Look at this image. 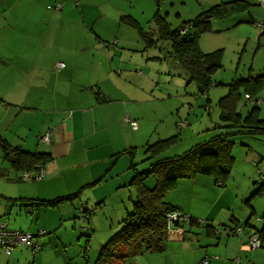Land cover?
Wrapping results in <instances>:
<instances>
[{"label": "rangeland", "instance_id": "374dc122", "mask_svg": "<svg viewBox=\"0 0 264 264\" xmlns=\"http://www.w3.org/2000/svg\"><path fill=\"white\" fill-rule=\"evenodd\" d=\"M130 1L131 3L121 10L124 12L119 16L132 17L136 20L137 25L125 22L126 19L121 20V29H115V34H113L115 39L119 34L124 47L131 50L126 52L127 56L132 54L133 62L140 63L139 66L135 67L136 70L145 75L149 73L148 67H151L156 75L155 81L157 83L149 90L147 79L142 76L135 79V82L140 85L137 91L141 94V100L138 104H131V106L135 107L139 113L141 112V117L138 114L135 116L138 124L136 130L141 132L138 133L137 141L134 142L136 146L133 158L137 164L136 169L141 171L148 167V163L145 164L142 161L146 157L144 150L147 143L152 144L159 139L170 138L175 135V139L168 144L161 157L181 155L195 144L207 141L219 131L229 132L232 130L213 128L220 123V109L217 102L227 92V85L231 80L241 77L244 73H253L254 69L252 70L251 67L258 69L263 64H258L262 55L259 54V51H255L257 39L252 35H245L248 28H255L254 26L242 25L218 33L213 31L216 21L213 20L212 30L200 34L198 46L201 50L203 49V52L221 49V67L212 75L213 85L206 94L202 95L199 93V87L194 82L189 81L182 68H178L176 65L177 62L170 54L169 42L158 40V24L155 19V12L159 9L160 14L165 17L170 27L177 28L182 26L183 22L194 18L198 13L207 9L209 3L200 2L202 0H163L157 5L153 0ZM57 2L60 3L59 0H18L12 9L6 11L4 17L0 15V88L4 83L23 79L27 68L29 71L35 69L40 59L36 60L32 50L36 52L40 49L39 57L44 56L46 64L60 56L63 59L69 54L75 59L78 70L84 68L86 58L90 56L91 49H94V46L96 48L97 44L92 47L94 41L89 32L86 31L88 29L82 26L81 20L78 19L82 2L81 5L79 3L74 7L76 12L66 13L70 15L69 17L63 16L61 19H55L51 14H53V8ZM141 31L149 34L153 41L151 44L143 38ZM39 32L45 33L42 39L38 36ZM248 36H250L249 40L246 39ZM75 48L77 49L75 55L68 53ZM86 51L91 53L83 55L82 53ZM146 53L152 58L151 61L148 60L150 62L148 66L144 63L147 61ZM101 57L103 62L106 56ZM145 92H147L148 97L144 96ZM258 99L257 116L264 120V91L259 92ZM253 103L246 98L245 93H242L238 102V111L245 115L252 108ZM17 110L20 109L0 105V119H3L4 124L12 122L13 129H17L18 125H29L33 121L36 122L37 127L39 126L37 123L39 115L41 114L40 117L44 116V113H23L22 111L17 113ZM35 116L36 120H34ZM129 118L132 120L130 116ZM37 129L39 130L41 127ZM131 130L133 129L131 128ZM24 133V131H20L21 137L27 138ZM7 136L9 139L12 138V134H7ZM29 137V144L32 146L34 142L31 140L32 136ZM228 138L236 142L232 148V155L235 160L228 180L223 188L213 185L215 190L211 191L208 196L207 191L210 189H206V187L201 189L203 196H207L209 202L203 199L202 202L200 201L194 206L196 214L193 216L200 224L193 225L191 239L193 245H201L197 248L195 258L191 261L192 256L189 253L185 259H182V256L177 257L175 252L181 246H173L171 252L168 253L171 254L170 257H165L164 253L141 254V256L136 254L131 256V259L129 258L132 262L134 261V264H140V260L146 257L151 259L152 264H204L201 260L204 257L202 250L204 247L211 252L221 254L223 257L227 256L230 262H235L232 254L225 253L227 249L224 250V247L232 249V243L239 242L240 234L238 231L246 227L244 222L248 217L247 214L250 213V206L254 208V213L249 222L257 227H260L264 222V194L253 197L250 206L245 203L253 191V187H257L264 180V135H231ZM39 148H44V146L40 145ZM81 160L83 159L77 158V162ZM96 164L101 169L103 168L102 164ZM120 165L121 162L118 166ZM75 170H69L68 173L86 174L88 171L87 164L78 166ZM116 170L120 169L113 168L111 170L110 168L107 174L109 176L114 175ZM22 174L23 171L16 172L11 167L10 162L4 159L3 153L0 151V221L6 222L7 227L13 230H19L18 228L24 225L22 223L23 214L30 218L37 216L35 208L27 213H22L18 209V206L21 205L18 201L32 199L30 198L32 196L29 195L38 184L37 180L22 181L14 178L16 175L21 177ZM28 174L31 175L32 172ZM186 182L188 181H178L177 189L172 190L170 196L178 197L181 190L189 193L190 187ZM120 183L121 180L109 183L107 186L98 185L92 189L88 187L84 192L81 191V194L78 193L73 198L59 202L57 206L43 208L42 205L41 215L40 218H37L38 222L36 219V223H41L43 216L52 221L58 214L63 215L64 218H62L63 221H61L58 231L66 241L74 242L75 245L70 248V253L78 252L79 247L80 252L86 254L80 255V259L85 261L89 251L88 247L92 246L89 256L93 257L100 248L99 242L118 231L120 229L119 223L127 213L132 211L131 199L134 198L135 191H129L127 187L126 189L119 188L117 185ZM45 190L49 194V196H45L47 198L57 194H54L52 189L45 188ZM61 193H67V191ZM218 195L221 197L214 201L213 199H216ZM88 196L89 200H87ZM199 196H201L200 192ZM22 207L24 206H21V211L23 210ZM24 211L26 212V210ZM211 219H214L212 222L218 224L214 225L219 229L217 232L220 231V235L207 236L205 227L202 225L206 222L210 223ZM229 219H234V221H230V227L223 228L224 226L220 222L229 221ZM260 220L262 222H259ZM186 226H188V222ZM200 226H202L201 229H204L201 230ZM251 233L249 238L260 232L257 229H252ZM76 241L79 242L78 245ZM177 244L181 245L182 243ZM201 250L202 253H200ZM243 256L245 259L249 258L251 263L253 262L252 259L257 257L261 264H264V247L245 251Z\"/></svg>", "mask_w": 264, "mask_h": 264}, {"label": "crops", "instance_id": "0c3cea01", "mask_svg": "<svg viewBox=\"0 0 264 264\" xmlns=\"http://www.w3.org/2000/svg\"><path fill=\"white\" fill-rule=\"evenodd\" d=\"M17 1L0 0L1 17H4L6 11L12 9ZM226 1L232 0H202L200 2L209 3L208 9L213 5ZM244 1L251 3L248 9L240 13H234L223 19H216V21L219 20L220 22L215 21L213 30L219 33L242 25L255 27L248 28L245 35H252L257 39L255 51H259V54L262 55L258 64L263 65L258 67V69L251 67L252 70L254 69V72L244 73L241 77L258 75L264 70V6L259 5L256 0ZM59 2V4L58 2L56 3L53 8L54 12L51 14L55 19H61L63 16L69 17L70 11L74 12V7L79 3L81 5L82 2L79 11L80 17H77L81 20L82 26L88 29L86 31L89 32L91 39L94 41L92 47L95 44H97V47L95 48L94 46V49H91V54L87 53V51H90L89 49H85L87 51L82 53L83 55L90 54V56L86 58V63L83 65L84 68L81 70L76 68L75 59L68 54L72 53L75 55L76 48L68 52V55L63 59L59 55L60 57L54 61L50 60L49 64H46L44 56L39 57L40 49L36 52L32 50V54L35 55L36 60L40 59V61H38L35 69L29 71L27 68L25 70V77L23 79L2 85L0 88V105L19 108L20 110H17V113H20V111L23 113H44V116L40 117L41 114L39 115L37 122L39 126L37 127L36 122L33 121L29 125H18L17 129H13L12 122L4 124L3 119H0V137L12 148L49 154V161L43 165L44 178L37 179L38 184L34 190L35 194L33 195V191L29 195L32 196L30 197L32 199L50 200L77 192L81 194V191L84 192L88 187L92 189L98 185L107 186L109 183L120 180V185H117L119 188L123 187V189H126L127 187L129 191H135L129 186L133 177V170L130 168V164L132 160L134 162V158L132 159L128 152L123 151L135 149L136 145L134 142L137 141L138 133L141 131L136 130L138 124L135 127H130L123 117L125 114H128L134 121H136L135 116L137 114L141 117V112L139 113L135 107L131 106V104H138L141 100V94L137 91L140 85L135 82V79H139L141 76L147 79L149 90L157 85V83L155 81L156 75L152 68L148 67L149 73L145 75L137 71L135 67L139 66L140 63L133 62L131 58L132 54L127 56L126 52L131 50L124 47L120 41L119 34L116 39L114 37V32L120 30L122 27L121 20L123 21V19L119 15L124 11L121 10L126 5H129L131 1L59 0ZM212 23H214L213 20L210 25ZM259 24H262L263 28ZM211 30L212 28L209 31ZM38 36L42 39L45 33L39 32ZM250 36L246 37V39L249 40ZM104 55L106 58L102 62L101 56ZM145 58L147 61L145 60L146 62L144 63L147 66L148 64L150 65L148 60L151 61L152 58L149 57L148 53L145 54ZM60 62L64 63V68L56 69L57 63ZM145 64H143L144 67H146ZM178 68H180L179 65ZM186 78H188L187 75ZM144 96L148 97L147 92H145ZM245 96L249 98L248 94H245ZM34 120H36V116ZM38 127H41V129L38 130ZM131 128L135 131L131 130ZM20 131H24L27 138L21 137ZM7 134H12V138L9 139ZM46 134H48L49 141L47 143L41 142L40 138ZM30 135L32 136L31 140L34 142L32 146L29 144ZM40 145H43L44 148H39ZM120 152L123 153L117 155ZM77 158H82L83 160L77 162ZM104 159H107V162L103 161ZM120 162L121 165L118 166ZM96 163L102 164L103 168L101 169ZM147 163L145 162V164ZM84 164H87L88 168L86 174L68 173L69 170L76 171V167L83 166ZM110 168L111 170L113 168L120 170H116V174L109 176L107 172H109ZM14 178L19 180L17 175ZM186 181H188L186 184L190 187L189 193L181 190V194L178 197L174 195L171 197L170 195L172 194L169 192L166 194V200L183 212L193 216L196 214L194 206L200 201L202 202L203 199L209 202L207 196L211 191L215 190V187L211 179L202 178L201 176ZM92 182L95 183L87 185ZM146 183L147 185H152V180L148 179ZM205 187L206 189H210L207 191V196H203L202 194V190ZM45 188L52 189V192L57 194L54 197L47 198L45 196H49V194L46 193ZM256 188V186L253 187V191L247 199L250 200L249 204L245 202L248 206L251 205L250 202L253 197L251 199L250 197ZM65 191L67 193H61ZM199 192L201 196H199ZM218 197L220 198L221 196L218 195L213 200L217 201ZM134 198L131 199V203ZM87 200H89V196ZM195 200L197 201L195 202ZM45 207L47 206L43 208ZM22 208L23 210L21 211V206H18L20 212H29L28 207ZM40 209H42L41 206L35 208L37 216H31V218L23 214L22 223L24 225L18 229L29 232L33 236H36L40 231H44L45 234L43 236L36 238V242L41 245V250L34 252L25 245H16L11 254L8 255L2 246H0V264H97L96 260L99 250L95 252L93 257L89 256L92 246L88 247L89 251L87 252L88 255L85 257V261L80 259V255L85 253L80 252L79 247L78 252L74 251L70 253V248L75 245L74 242L66 241L58 231L60 223L63 221L62 218H64L63 215L58 214L52 221L48 217L45 218L43 216V221L36 223V219L40 218L41 215ZM249 209L250 213L247 214L248 217L244 222L246 227L238 232L240 234L239 242H233L232 249L224 247V250L227 249L225 253L232 254L235 262H230L227 256L223 257L221 254L211 252L205 247L202 248L204 257L201 260L203 262L207 258L208 264H261L257 257L252 259L253 262L251 263L249 258L245 259L243 256V252H245L243 243L247 241L252 229L263 228V223L260 227H257L249 222L254 213V208L250 206ZM45 213L47 215V210ZM212 221L214 219H211L210 223H207L212 224L215 229L209 228L208 237L221 234L220 231L217 232L219 229L216 225L218 224ZM230 221H234V219H229V221L223 220L220 223L224 226L223 228H227L228 226L230 227ZM259 222L262 221L260 220ZM26 226L28 227L25 229ZM192 228L193 225H184L178 231L169 230L163 250L154 253H164L165 257H170L171 254L168 253L171 252L173 246H181L175 252V255L177 257L182 256V259H185L189 253L192 256V261L198 251L197 248L201 247V245L195 246L192 244ZM109 237L110 235H108ZM108 238L99 242V246L104 245ZM180 242L182 243L181 245L177 244ZM78 243L76 241L77 245ZM194 250L196 251L194 252ZM202 250L200 253H202ZM137 254L141 256L140 253ZM151 254L144 253V255ZM131 256L133 255L123 258L117 257L105 264H134V261L130 260ZM153 262L155 263V261ZM140 264H152V262L150 258L146 257L140 260Z\"/></svg>", "mask_w": 264, "mask_h": 264}, {"label": "trees", "instance_id": "16d2710c", "mask_svg": "<svg viewBox=\"0 0 264 264\" xmlns=\"http://www.w3.org/2000/svg\"><path fill=\"white\" fill-rule=\"evenodd\" d=\"M154 1L159 5L163 0ZM250 4L244 0L221 2L201 11L197 16L183 22L182 26L177 28H171L165 17L160 14L159 9L156 10L158 40L169 42L170 54L188 76L189 81L194 82L203 90L202 95L206 94L213 85L212 75L221 67V49L203 52L198 46L200 34L211 29L212 20L223 19L234 13L245 11ZM122 19H126L127 23L137 25L136 20L132 17L122 16ZM141 34L149 44L153 42L147 32L141 31ZM261 91H264V70L258 75L232 80L227 85V92L217 102L220 109V123L213 127L214 129L232 130L229 132L219 131L207 141L195 144L181 155L161 157L168 144L175 139V135L145 145L146 157L142 161L148 162V167L138 171L137 164L133 160L130 164L133 177L129 186L135 190L132 211L127 213L119 223L120 229L100 247L97 264H105L117 257L123 258L137 253L160 252L163 250L169 230L178 231L184 225L186 226L187 222L188 226L200 224L194 216L168 202L166 194L177 187L178 181L195 179L198 176L209 177L216 187L223 188L225 186L234 164L232 148L236 144L228 137L231 135H264V120L257 116L259 101L257 97ZM242 93L248 94L249 98L247 99L254 102L252 108L245 115H242L237 108ZM0 149L4 159L10 162L16 172L23 171L22 176L19 177V180L22 181L25 180L23 175L29 176V179L25 181H36L39 167L43 170V165L50 159L49 154L45 152H28L20 148H12L1 137ZM123 152H128L133 159L135 152L133 148ZM29 172L32 174L29 175ZM148 179L152 180V185H147ZM95 182L87 185H93ZM78 193L50 200L26 199L19 203H21L20 206L28 207L32 211V208L42 205L56 206L59 202L73 198ZM262 194H264V180L257 185L250 199ZM249 201L247 200L246 203L249 204ZM175 213L180 214L176 221L170 218ZM208 223L202 225L207 234L210 231L209 228L215 229L212 224ZM262 223L264 225V222ZM7 229L9 228L7 227ZM257 230L260 232V237L264 239V227ZM248 239L245 243L248 242ZM245 243L243 244L245 245ZM260 247H264V245L262 244ZM203 263L208 264V260L205 259Z\"/></svg>", "mask_w": 264, "mask_h": 264}, {"label": "built area", "instance_id": "2783aa9c", "mask_svg": "<svg viewBox=\"0 0 264 264\" xmlns=\"http://www.w3.org/2000/svg\"><path fill=\"white\" fill-rule=\"evenodd\" d=\"M256 1L259 5L264 6V0H256ZM61 68H64V63L62 62L57 63L56 69H61ZM124 121L126 123H129L133 127L137 125L136 121L131 120L128 115L124 117ZM40 141L47 143L49 141L48 134L40 138ZM39 168L40 170H39V175L36 177L37 179L42 178L44 173L42 168L41 167ZM23 179L27 180L29 179V176L23 175ZM28 211L30 212V210ZM178 215L180 214L175 213L171 215L170 218L176 221L178 219L177 217ZM44 234H45L44 231H40L36 236H33L29 232H25V231H12L7 229L6 222L0 221V246H2V248L8 255L11 254L12 250L16 245H20V244L29 247L34 252L40 251L41 245L38 242H36V238H38V236H43ZM262 244L264 245V239H262L259 234H255L248 239V242L245 243V245H243V249L245 251H252L262 246Z\"/></svg>", "mask_w": 264, "mask_h": 264}, {"label": "water", "instance_id": "95a60500", "mask_svg": "<svg viewBox=\"0 0 264 264\" xmlns=\"http://www.w3.org/2000/svg\"><path fill=\"white\" fill-rule=\"evenodd\" d=\"M198 90L200 94L203 92V90L200 87L198 88Z\"/></svg>", "mask_w": 264, "mask_h": 264}]
</instances>
